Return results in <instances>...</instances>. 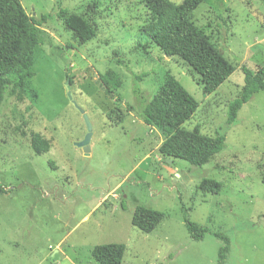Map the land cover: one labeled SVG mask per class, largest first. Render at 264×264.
Instances as JSON below:
<instances>
[{"label":"rangeland","instance_id":"rangeland-1","mask_svg":"<svg viewBox=\"0 0 264 264\" xmlns=\"http://www.w3.org/2000/svg\"><path fill=\"white\" fill-rule=\"evenodd\" d=\"M21 1L30 16L52 17L40 27L35 76L0 110V264H101L92 249L108 243L126 245L122 264H217L216 232L231 239L225 264H264V90L227 123L242 67L264 66V0H203L192 13L235 66L211 94L191 66L152 42L155 15L143 0ZM61 8L93 22L96 37L80 44ZM108 69L123 78L121 101L100 80ZM170 75L199 102L183 127L226 137L202 166L162 155L164 135L138 116L136 89L149 102ZM76 103L92 122L89 155L78 146L87 127ZM205 178L221 192L200 190ZM139 205L166 213L151 233L132 224ZM186 216L212 232L193 239Z\"/></svg>","mask_w":264,"mask_h":264},{"label":"trees","instance_id":"trees-1","mask_svg":"<svg viewBox=\"0 0 264 264\" xmlns=\"http://www.w3.org/2000/svg\"><path fill=\"white\" fill-rule=\"evenodd\" d=\"M143 1L155 15V20L147 26V34L152 42L166 56H178L191 66L201 76L205 94L215 92L234 73L235 66L192 18V13L203 0H183L181 3L172 0ZM96 4L94 1L93 5L88 6L91 12H95ZM57 15L64 20L66 29L72 31L80 44L96 37L97 26L84 16L69 13L67 8H61ZM51 17V14H43L40 18L30 16L21 0H0V110L8 97L15 96L21 88L28 87L30 79L35 76L33 67L37 59L36 49L44 42L39 34L40 27ZM242 70L245 85L241 94L229 103V125L237 121L243 105L254 94L264 90V66L253 69L244 65ZM147 75L148 73L136 75L135 79L140 82ZM100 80L119 101L123 100L119 92L123 78L117 71L108 69L100 75ZM136 90L138 116L164 135L158 148L162 155L202 166L226 147V137L223 134L211 136L203 133L199 126L193 130L183 127L197 111L199 102L175 76H168L149 102L142 97L145 93L144 95L139 89ZM43 142L41 136L34 135L32 145L39 153ZM199 189L203 192L220 193L222 183L205 178ZM6 192V186L0 182V195ZM165 217V212L139 205L134 211L132 224L145 233H151ZM186 226L195 240H202L212 232L208 226L192 222L187 216ZM214 234L223 241L217 264H225L231 239L222 233ZM125 252L126 245L123 243L99 244L92 249L93 257L101 264H122Z\"/></svg>","mask_w":264,"mask_h":264},{"label":"water","instance_id":"water-1","mask_svg":"<svg viewBox=\"0 0 264 264\" xmlns=\"http://www.w3.org/2000/svg\"><path fill=\"white\" fill-rule=\"evenodd\" d=\"M76 105H77L78 109L80 110V112L82 113L86 127H87V134H86L85 138L78 143V146L82 147L84 149L86 155H89L91 152L90 142H91V139L93 136L92 122H91L90 117L87 114V112L82 107H80L77 103H76Z\"/></svg>","mask_w":264,"mask_h":264}]
</instances>
